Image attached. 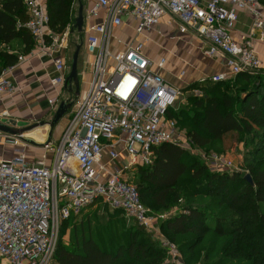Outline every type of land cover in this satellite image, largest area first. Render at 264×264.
<instances>
[{
	"label": "built area",
	"instance_id": "1",
	"mask_svg": "<svg viewBox=\"0 0 264 264\" xmlns=\"http://www.w3.org/2000/svg\"><path fill=\"white\" fill-rule=\"evenodd\" d=\"M92 1L89 15L103 10L107 16L84 28L85 48L94 58L86 72L89 84L84 95L70 105L57 144H42L44 157L31 163L23 154L0 160V264H51L61 224L97 203L122 211L156 239V224L165 217L154 215L141 203L133 174L139 167L153 164L156 148L172 144L187 150L189 145L176 121L167 118L180 92L153 70L163 68L166 59L159 58L154 65L142 53L147 33L158 27L164 15L180 33L190 32L205 41L202 52L206 57H225L228 72L213 75L210 82H225L240 73L261 70L252 45L257 35L264 40L260 0ZM46 2L22 0L27 14L25 27L35 48L51 56L67 48V33L73 28L70 24L63 34L51 32ZM239 11L248 12L251 21L244 39L235 42L231 32ZM122 27H131L140 38L114 57L109 50L112 32ZM23 60L18 56L17 62ZM53 65L50 83L62 87L65 61L56 57ZM14 67L0 74L1 97L17 91L4 77ZM56 102L55 98L48 100L52 107ZM3 114L8 117V113ZM0 143L24 145L18 137L1 131ZM50 153L51 158L47 157ZM208 158L210 169L232 166L220 155L212 153ZM160 245L171 255L177 252L172 243L162 241Z\"/></svg>",
	"mask_w": 264,
	"mask_h": 264
},
{
	"label": "trees",
	"instance_id": "2",
	"mask_svg": "<svg viewBox=\"0 0 264 264\" xmlns=\"http://www.w3.org/2000/svg\"><path fill=\"white\" fill-rule=\"evenodd\" d=\"M74 2L47 0L51 32L66 31ZM26 21L22 0H0V74L18 61L19 54L10 50L13 41L19 40L25 51L35 46ZM186 90L199 95L169 109L167 118L176 121L192 146L221 155L243 143L253 145V158L264 156L262 74L240 73L225 82L205 81ZM155 156L151 166L139 167L133 174L144 207L149 209L146 197L163 209L170 205L168 196L187 203L206 198V211L213 214L208 217L205 208L187 204L182 212L160 224L178 251L189 253L196 264H264V157L247 164L250 184L238 172L209 171L196 157L172 144L156 148ZM86 216L62 223L60 237L68 234V244L60 239L54 264L163 263L165 250L142 227L129 226L122 211H108L104 224Z\"/></svg>",
	"mask_w": 264,
	"mask_h": 264
},
{
	"label": "crops",
	"instance_id": "3",
	"mask_svg": "<svg viewBox=\"0 0 264 264\" xmlns=\"http://www.w3.org/2000/svg\"><path fill=\"white\" fill-rule=\"evenodd\" d=\"M76 2L78 3V9L79 4L82 5L83 26L96 24L107 16V13L103 10L95 16L89 15V11L93 6L92 0H76ZM260 2L264 11V0H260ZM72 18L73 8L71 20ZM250 21L248 12H238V21L231 32V37L235 42H241L247 35ZM146 37L142 53L153 64L159 58L166 59L163 68L153 67V70L170 87L180 92L178 100L182 105L186 103L187 97L194 95L193 90H186L188 87L196 83H203L201 80L209 81V78L213 75L228 72L225 66V57H206L202 52L203 48L206 47V42L190 32L180 33L176 24L170 21L168 15H164L160 19L158 27L147 33ZM139 38L131 27H122L112 32L110 44L112 39L123 41L124 51L128 47L134 46ZM252 45L261 62V70L258 73L264 76V40H259L257 35L253 39ZM67 47L69 46L67 45ZM10 50L18 53L24 60L17 62L11 71L4 74V77L13 83L17 91L9 97L0 96V122L9 123L10 128L17 130L42 122L45 124L32 130L23 131L20 137L30 141H22L24 145L15 146L0 143V160H10L15 155L23 154L26 161L31 163L36 159H40L39 154H41V150L43 151L40 143L47 142L46 139L49 138L47 140L57 144L61 132L67 124L68 113L53 127H50L48 123L52 121L56 105L59 104L63 93L69 91L65 86L53 87L50 83V78L54 74L53 59L56 57L64 59L66 77L69 74L68 48L50 56L36 49L35 46L32 50L30 49L31 51H25L24 45L19 40H15L10 44ZM79 52L83 61L87 57L93 56L87 53L85 44ZM155 52L156 54H154ZM52 98L57 99L53 107L48 103V100ZM4 112L8 113V117L4 116ZM11 121L15 125L11 124ZM47 157L51 158L52 154L50 153V156Z\"/></svg>",
	"mask_w": 264,
	"mask_h": 264
},
{
	"label": "rangeland",
	"instance_id": "4",
	"mask_svg": "<svg viewBox=\"0 0 264 264\" xmlns=\"http://www.w3.org/2000/svg\"><path fill=\"white\" fill-rule=\"evenodd\" d=\"M77 12H78V3L74 2L73 4V18L71 20V28H73L70 32L67 33V41H68V65H69V72H70V65H71V58L73 57L77 47H79L80 50H82V47L84 45V28L85 25L82 27V31L78 32L76 30V28L74 27V21L77 18ZM147 39V37H146ZM123 41L117 40V39H112L111 44L109 46V50L111 51V53L113 54L114 57H118L121 55V53L123 52V45H122ZM150 47V46H149ZM80 53V52H79ZM156 54V52L154 53ZM85 59V58H84ZM93 56L92 57H87L84 61L81 57V55L79 54L78 57V63H77V74H78V82H79V90H78V95L75 94V86L72 85L71 86V91H67L63 93V96L60 98V102L59 104L57 103L56 105V110L58 109L60 103L65 102L68 103L69 105H71L76 98L82 97L88 87L87 84H89V75L86 73L88 65L92 63L93 61ZM109 65H111V62H109ZM180 100H177L174 103V109H177L179 106H181L182 104H180ZM50 120V118L48 119V121ZM68 121V119L66 120ZM248 136V135H247ZM249 138H251L250 136H248ZM244 140H247V137L244 136L243 137ZM49 139V138H47ZM47 142H50L49 140H47ZM251 141V140H250ZM46 142H42L40 144H44ZM181 144H184V141L181 142ZM253 148V145L251 146H245L243 143L237 147H234L228 151H226L224 154H221L220 156H222L226 162H230L231 163V168L230 169H226L225 167L220 166L217 170L215 169H210L208 167V170L211 172H217V173H221V172H228V173H234V172H238L241 175H243V177H245L248 174V171L246 169L247 164L250 161H255V159H260L261 157L264 156H258L253 158V156L250 155L251 153V149ZM187 149L186 151L189 152L190 155L196 157L199 161H201L202 163H204L205 165L209 164V156L212 153H205L204 151L199 150L198 148L192 146L190 143L189 145L186 146ZM203 152V154H202ZM45 155V151L41 150V154H39V157L42 158ZM203 155L206 157L204 158ZM47 156H49V154H47ZM16 157V155L14 156ZM37 157V158H39ZM37 160V159H36ZM129 175V172L125 173V176ZM169 199V203L170 205L168 206V208L163 209L161 207H158L157 205H155V201L153 199H151L150 197H146V204L147 207L151 210L154 211V215H163L165 217V220L179 214L180 212L183 211V207L187 204H191L194 207H199V209H203L205 207H207V203H208V199L206 198H196L195 200H193L191 203H187L185 200L182 199H174L173 196H168ZM104 207V204H96L93 207H91L90 209L85 210L77 219V221H79L80 219H85V217H87L86 215H89V217L95 218L99 223L104 224L107 221V212L108 211H112L111 209L107 208V210ZM151 207V208H150ZM153 208V209H152ZM206 215L208 217H212V215L206 211V208L204 209ZM127 221V224L129 226L136 224L135 221H133L132 219L125 217L124 218ZM163 220V221H165ZM162 221V222H163ZM157 223L156 224V233L155 235V240L160 244L162 241H167V243H172V239H170L167 235H165L161 230H160V224L162 223ZM62 225V224H61ZM60 231H61V226L59 228V232H58V237H57V243L56 246L58 244V242L61 239V242L65 245L68 244V234H66L63 237H60ZM151 235V234H149ZM153 237V235H151ZM174 242V241H173ZM175 245V244H174ZM165 250V258L163 260L162 264H196L193 262V258L190 257L189 253H183L178 251L177 246H176V254L175 255H171L169 253V251L167 249ZM167 251V252H166ZM55 262H51V264H54Z\"/></svg>",
	"mask_w": 264,
	"mask_h": 264
},
{
	"label": "water",
	"instance_id": "5",
	"mask_svg": "<svg viewBox=\"0 0 264 264\" xmlns=\"http://www.w3.org/2000/svg\"><path fill=\"white\" fill-rule=\"evenodd\" d=\"M82 26H83V12H82V5L79 4V9H78V13H77V18L74 21V27L76 28V30L78 32L82 31ZM79 47H77L73 57L71 58V65H70V72L67 75L66 79H65V84L64 86L66 88H68L69 91H71V86L74 85L75 86V94L78 95V90H79V82H78V74H77V59H78V55H79ZM70 108V105L68 103L62 102L60 103L58 109L55 111V114L53 116V119L49 124L50 127H53L54 125H56L58 123L59 120H61L63 118V116L67 113L68 109ZM11 124L15 125V123H13V121H11ZM45 123H39V124H34L31 125L29 127H26L25 129H13L9 127V123H1L0 122V131L10 134L12 136H16L18 137L21 141H25V142H30V141H26L24 140L21 136L23 131H27V130H32L38 126H43ZM250 184H252V180L250 178L249 175H246L244 177Z\"/></svg>",
	"mask_w": 264,
	"mask_h": 264
}]
</instances>
